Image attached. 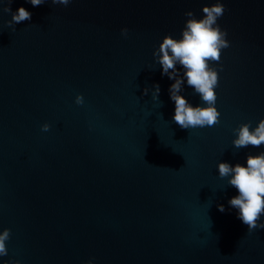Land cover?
<instances>
[{
    "label": "water",
    "instance_id": "95a60500",
    "mask_svg": "<svg viewBox=\"0 0 264 264\" xmlns=\"http://www.w3.org/2000/svg\"><path fill=\"white\" fill-rule=\"evenodd\" d=\"M214 2L13 0L32 14L15 31L0 12V264H264V229L248 232L217 168L264 152L232 143L264 119V0H222L215 126L172 120L174 80L153 56ZM179 94L206 106L186 80Z\"/></svg>",
    "mask_w": 264,
    "mask_h": 264
},
{
    "label": "clouds",
    "instance_id": "9594fccd",
    "mask_svg": "<svg viewBox=\"0 0 264 264\" xmlns=\"http://www.w3.org/2000/svg\"><path fill=\"white\" fill-rule=\"evenodd\" d=\"M13 0H3L0 12L11 13V20L5 22L6 27L15 31V25L31 20V13L20 7L12 12ZM34 7L40 6L49 0H28ZM72 0H50L53 5L67 6ZM8 5V6H5ZM225 5L222 0H215L211 6L202 8L203 17L197 19L192 11H187L188 19L181 32L180 39L165 36L159 48L153 56L162 68V75H167L174 80L169 88L170 99L175 103V114L172 120L182 129L213 127L220 123V113L215 107L217 96L215 88L218 86V72L210 67V62L219 63L221 51L230 46L226 39L227 31L222 30L217 23L225 13ZM122 35L127 36L128 29L121 30ZM177 65L182 69L178 71ZM194 89L200 96L204 107H193L179 93L183 91L184 82ZM152 99L158 101L160 87L153 85ZM148 88L144 89L147 95ZM77 105L84 104V97L78 94L75 98ZM50 125L45 123L41 131L48 132ZM236 138L232 141L236 149L246 148L249 145L260 147L264 145V119H261L255 128L251 122L241 124L233 129ZM219 177L228 178V185L234 187L238 195L229 199L231 208L238 210V219L247 226L249 233L260 228L264 229V223L260 218L264 215V152L258 155L249 154L246 166L237 163L235 166L227 162H219L217 165ZM218 210L224 212L223 205H218ZM11 238V230L4 229L0 232V257L7 256L6 241ZM13 264H19L18 261ZM88 264H92L89 260Z\"/></svg>",
    "mask_w": 264,
    "mask_h": 264
}]
</instances>
